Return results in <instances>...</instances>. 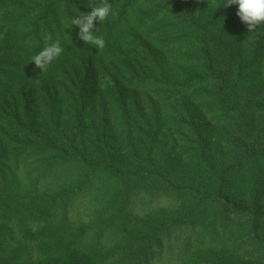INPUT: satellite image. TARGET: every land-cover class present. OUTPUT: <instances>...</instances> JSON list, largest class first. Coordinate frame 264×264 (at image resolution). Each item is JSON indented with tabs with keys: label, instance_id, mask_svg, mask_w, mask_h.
Wrapping results in <instances>:
<instances>
[{
	"label": "trees",
	"instance_id": "16d2710c",
	"mask_svg": "<svg viewBox=\"0 0 264 264\" xmlns=\"http://www.w3.org/2000/svg\"><path fill=\"white\" fill-rule=\"evenodd\" d=\"M83 2L69 0L67 17L83 13ZM108 2L116 15L94 25L99 29L94 35L105 41L99 50L81 42L71 21L69 32L53 30L50 21L52 31L45 36V19L22 22L21 10L28 3L0 0V162L35 167L40 178L52 182L40 187L41 179L34 178L35 187H2L1 203L33 207L38 202L51 217L32 232L31 223H40L37 212L19 222L17 213L6 215L0 206V228L18 234V220L19 230L34 234L31 242L37 246L54 228L68 225L75 231L84 219L57 224L54 206H67L72 196L97 184L106 207L95 220L108 221L117 233L90 247L98 255L114 248L107 264H126V253L136 264H264V27L247 36L244 24L232 22L223 30L204 19L205 6L195 0ZM31 10L37 11V5ZM218 15L224 17V11ZM34 26L36 41L22 35ZM57 40L63 55L46 71L34 73L32 58ZM234 40L239 42L236 54L247 50L243 66L230 54ZM88 58L101 65L103 74L107 61L113 67L125 64L123 72L116 68L117 76L111 75L117 81L108 86L113 109L101 114V131L94 126L95 113L86 109L81 86L65 91L68 109L53 104L38 112L18 106L8 110V97L22 87L19 80L11 83L9 74L17 79L23 72L31 78L60 77L71 60ZM55 62H61L56 69ZM137 91L144 96L142 103ZM190 95L192 104L186 101ZM63 97L57 95L59 101ZM193 104L204 106L216 129L215 141L200 126ZM56 173L78 185L70 186ZM3 183L10 185L7 179ZM60 233L65 235L64 229ZM4 248L0 243V264L9 261ZM157 257L162 261L154 263ZM28 260L29 254L16 264Z\"/></svg>",
	"mask_w": 264,
	"mask_h": 264
},
{
	"label": "rangeland",
	"instance_id": "374dc122",
	"mask_svg": "<svg viewBox=\"0 0 264 264\" xmlns=\"http://www.w3.org/2000/svg\"><path fill=\"white\" fill-rule=\"evenodd\" d=\"M27 4L25 9L21 10V13L25 15L22 22H24L27 18L30 19H45L46 23L43 24L42 32L45 36H47L49 31H52V27L49 28L50 21H52L55 26L54 29L66 30L70 31V23L72 20V16H69L71 7L69 5V0H64L63 2H57V0H24ZM123 5H126V0H122ZM92 1H86L82 3V11L83 13H89L91 8L88 7L89 3ZM196 3H203L205 6L204 10V19H208L209 21H213L214 25L220 24V28L225 30L228 29L232 22H236L238 25L246 24L241 21L239 16L237 15L239 6L231 5L230 7L224 8L222 7L226 0H215V4L211 7L209 6L208 0H195ZM98 3V1L96 2ZM37 5V11H32V7ZM224 11V17L217 16V13L220 11ZM8 15L10 17L13 16V12H9ZM65 15V16H64ZM59 20H63V25L58 24ZM218 20V21H217ZM49 21V22H47ZM49 23V24H48ZM96 25V22H94ZM162 21L160 22V25ZM60 25V27H59ZM51 26V25H50ZM239 26V25H238ZM35 27V26H34ZM159 27V26H157ZM264 27V26H263ZM63 28V29H62ZM248 28V27H247ZM49 30V31H48ZM154 30V26H152V31ZM80 31V30H79ZM150 32L149 30H147ZM246 33V36L248 35ZM23 36L33 37V41H36L38 35H36V27L28 28L23 32ZM68 35H73L72 31L68 33ZM233 35V34H231ZM232 37V36H231ZM81 42H83L81 40ZM85 43V42H83ZM239 42L237 40L232 41L229 44V51L231 56L237 57V60L240 61L239 64L241 66L245 65V61L248 59L247 50L244 49L240 54H236L234 51L237 50ZM62 51V55H63ZM34 54L32 53V56ZM167 59V56H166ZM20 63L21 60H19ZM72 64L66 68L63 74H60V77L53 76H43L41 78H36L35 76L25 77V73L19 75L17 79L13 74H9L11 77V83L14 81H21L20 85L22 86L19 90L11 97H8V110H12L14 106L21 107L23 109H28L29 111L38 112L41 109H45V105L52 106L56 104V106H61L62 109H68L70 107V103L67 100L65 91L73 90V88L83 89V95L86 98V109L88 112L95 113V127H97L98 131L103 129V124L100 123L101 114L103 112L109 111L113 109L112 99L109 95V85L114 86L117 81H115V77L117 76L116 68L119 70V73L123 72V66L113 67L111 62L107 61L104 64L106 68V73L103 74L104 71L99 63L91 62L92 60L88 58V61L84 60H71ZM62 62V61H61ZM61 62H55L54 69L60 66ZM23 64V63H22ZM114 64H117L114 62ZM24 67V66H23ZM30 68L33 69L34 73H37L39 70L37 66L31 62ZM258 73V72H257ZM254 73L253 75L257 74ZM58 74V73H57ZM252 76V75H251ZM114 78V79H113ZM118 80V79H117ZM50 83V84H49ZM47 84V88L45 89L44 85ZM87 85V88L84 87ZM247 89H252V86H249ZM248 91V90H247ZM132 92V91H131ZM63 97L62 101H59L57 98ZM136 96H139L141 103L143 102L144 96L136 92ZM192 95L190 98H186V101L190 104L193 103ZM6 102V101H5ZM15 102V103H14ZM196 108V116L199 119L200 126L202 129L206 131V133H210L212 141L217 139L216 129L212 124V121L208 114L205 111L204 106L194 105ZM169 111V107L166 108ZM175 109V108H172ZM94 127V128H95ZM111 134L113 135L116 143H118L119 133L116 131V127L114 125L111 126ZM215 133V134H214ZM171 150V147L168 151ZM163 153V152H162ZM157 151L156 154H162ZM54 176H59L63 179L68 180L69 185L72 187H76L78 184L76 181H73L69 178V176L62 177L58 173ZM41 173L36 170L35 167H26L24 164L21 166H17L14 163L10 162H0V199L3 195L2 187H35L33 180L34 178H40ZM7 179L10 182L9 186H6L3 181ZM41 179L40 187H50L52 184L51 180L46 179L44 177ZM16 183V184H15ZM79 187V186H78ZM97 184L88 188L82 189L76 195L72 196L69 204L62 206H54L55 215L52 218L57 219L58 221H64L65 218L74 222L75 219L82 218L84 219V223L80 225L77 230H71L68 228V225L63 226L61 228H57L52 230L49 234V238H45L40 240L39 246L32 244L31 238L34 234H28L26 231L21 232L18 227V220L27 221L29 219L30 213H36L39 215L38 221L41 223L42 221L47 222L50 219V215L48 211L46 212L47 207L45 204L38 203L33 207H26L25 204H18L17 202L6 201L3 203L0 202V206L3 207V210L6 215H11V213H17V218L15 222V228L19 232L18 234L13 231L8 230L6 226L0 228V243L5 244L4 254H7L9 257L8 262H3L7 264H16V260L20 257L22 260H29L26 264H107L109 260H112V257L115 254V249L110 247L108 253H101V255L91 253L90 245H97L100 241L107 243L109 240L116 236L117 230L112 228V225H109L108 221H96L95 215L98 211L104 210V194L99 188ZM17 191H14L11 195H16ZM31 194V190L29 192L28 197ZM27 196V194H25ZM11 196V197H12ZM106 196V195H105ZM107 197V196H106ZM108 199V197H107ZM258 202V201H257ZM252 203V202H251ZM257 205V203H256ZM260 206V204H259ZM44 209V210H42ZM250 209V206H248ZM48 208V207H47ZM45 213V214H44ZM15 215V214H12ZM48 228H50L48 226ZM64 229L65 235L60 233V230ZM56 235H61L62 237L57 238ZM70 235V236H69ZM72 237V238H71ZM72 239H76L78 245H76ZM46 242L45 244H43ZM95 252V251H94ZM159 255V254H158ZM126 259V264H136V258L133 257V254L126 253L123 255ZM88 259V260H86ZM92 259H99V261H92ZM155 259L152 258L151 261ZM162 261L161 257H157L154 263ZM2 264V262H1Z\"/></svg>",
	"mask_w": 264,
	"mask_h": 264
},
{
	"label": "clouds",
	"instance_id": "9594fccd",
	"mask_svg": "<svg viewBox=\"0 0 264 264\" xmlns=\"http://www.w3.org/2000/svg\"><path fill=\"white\" fill-rule=\"evenodd\" d=\"M208 2L210 7L215 4V0H208ZM231 5L239 6L237 15L248 26L249 32L256 31L258 26L259 28L264 26V0H226L222 7L227 8ZM88 7L91 8L89 13L79 12L78 16L72 18L71 23L79 28V38L85 44L101 50L105 47V41L102 37L94 35V32L99 30L95 28L94 22L99 21L101 24L110 15L115 16L116 14L112 12V4L108 0H98V3L90 2ZM62 51L58 40L52 44L46 43L45 47L32 58V63L44 72L54 60L60 57ZM42 226L38 222L30 225L32 232H37Z\"/></svg>",
	"mask_w": 264,
	"mask_h": 264
}]
</instances>
